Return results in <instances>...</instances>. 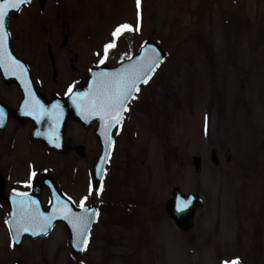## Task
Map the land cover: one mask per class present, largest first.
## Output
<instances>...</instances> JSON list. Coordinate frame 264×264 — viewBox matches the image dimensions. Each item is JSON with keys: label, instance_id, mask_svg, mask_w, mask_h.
<instances>
[{"label": "rangeland", "instance_id": "obj_1", "mask_svg": "<svg viewBox=\"0 0 264 264\" xmlns=\"http://www.w3.org/2000/svg\"><path fill=\"white\" fill-rule=\"evenodd\" d=\"M56 6L55 40L61 44L68 33L86 63L103 57L101 45L125 23L138 30H124L106 62L127 58L147 38L166 57L135 94L83 253H72L57 226L48 237L26 238L11 256L20 254L23 264H223L235 257L264 264V0H141L139 9L136 0H58ZM33 36L23 35L24 45ZM193 156L201 159L198 171ZM174 187L204 199L187 232L164 212Z\"/></svg>", "mask_w": 264, "mask_h": 264}, {"label": "flooded vegetation", "instance_id": "obj_2", "mask_svg": "<svg viewBox=\"0 0 264 264\" xmlns=\"http://www.w3.org/2000/svg\"><path fill=\"white\" fill-rule=\"evenodd\" d=\"M57 1L30 0L18 10H9L6 17L10 48L20 63L23 61L28 67L34 87L32 94L40 97V103L47 111L36 119L29 111L21 110L22 89L16 83L4 80L0 74V108L5 113L4 123L0 125V264H23L20 254L17 257L10 254L12 250L19 252L21 246V243L14 246L10 232L11 227H16L20 193H28L25 199H35V207L39 205L44 209L51 200V188L61 199L70 197L69 203L77 207L85 195L88 196L87 206L93 204L99 209V203L103 202V199L100 201L102 193H89L90 172L99 153V135L102 133L97 130L98 119L79 121L70 117L77 107L71 100L66 103L67 108L53 109V105L60 104L67 96L69 85L83 83L89 69L101 63L90 60L86 63L79 52L72 51L75 46L68 44V33L63 34L61 44L55 40L53 33L60 18ZM60 25L67 30L70 27L65 22ZM33 27H36L34 36ZM30 32L35 38L33 44L27 46L22 37ZM40 33L45 40H41ZM114 49L109 50L110 58ZM103 64L108 65V62ZM134 104L133 99L117 129L115 124L110 126L112 146L123 133L125 116ZM52 139L57 143H52ZM33 171L35 176L31 175ZM27 180L31 183H24ZM57 226L63 227L61 223L55 224L52 231ZM25 239L23 237L21 242Z\"/></svg>", "mask_w": 264, "mask_h": 264}, {"label": "snow or ice", "instance_id": "obj_3", "mask_svg": "<svg viewBox=\"0 0 264 264\" xmlns=\"http://www.w3.org/2000/svg\"><path fill=\"white\" fill-rule=\"evenodd\" d=\"M30 0H0V66L6 72L13 75L22 74L25 69L23 65L14 56L7 52V39L10 35L6 26V17L9 10H18L23 4L29 3ZM137 8H140L141 0H136ZM139 16V13L137 14ZM139 25L135 28L131 24H120L112 32L113 39L105 44L103 57L99 63L103 64L108 58L109 50L115 48L117 40L120 38L124 30H138ZM163 59L161 51L155 47L151 49V55L141 58V61L135 64H129L124 68L118 69L114 72L104 71L97 74L94 78V84L88 92H76L73 94V87L69 85L66 95L72 94L73 102L77 108L80 109L81 115L84 119H89L93 116L99 117L106 122L105 130L113 124L122 123L123 113L128 109L129 101L135 98V93L140 91L139 84L141 81L148 82L150 74L158 67L160 61ZM31 100H25V109L29 111L30 115H34L36 119H40L47 111L38 99L29 90ZM53 109H60V105H53ZM5 113L0 108V125H3ZM52 143H57L52 139ZM32 176L36 173L33 171ZM30 184L31 180L24 181ZM98 189L97 191L102 190ZM15 191V190H13ZM93 191L92 186H89V193ZM28 193H20L19 211L15 219V226L17 228L16 236L20 232H30L35 235L37 232L46 233L48 226L52 221L61 216L76 228L78 234L82 237V241L77 243L78 247H87L88 236L90 235L88 227L90 224V216H98L99 210L89 208L85 201L88 196L85 195L80 199V207L84 209L83 213H76L70 206V197L61 199V197L53 191V198L55 205L51 213L45 214L36 208L37 201L35 199H25ZM53 203L52 200L49 201ZM188 201L181 200L178 207H187ZM15 239V237H14ZM223 264H239V257L232 260H226Z\"/></svg>", "mask_w": 264, "mask_h": 264}, {"label": "water", "instance_id": "obj_4", "mask_svg": "<svg viewBox=\"0 0 264 264\" xmlns=\"http://www.w3.org/2000/svg\"><path fill=\"white\" fill-rule=\"evenodd\" d=\"M8 46H9V42L7 39V52H8ZM153 47L159 49L161 51L162 56L164 57V52L162 51V49L160 48V46L158 44H156L155 42H152V41H146L143 43L139 52L134 57H132L130 60L124 61L116 67H111V68L95 67V68H93L90 72V75H89L90 79L88 78V82H87L89 84L90 89L92 88V86L94 84V78L97 77L98 73H101L104 71L114 72V71H117L118 69L126 67L129 64H135V63L141 61L142 57L151 55V49ZM0 69L3 72L4 76L9 77L8 80L10 79V81H11V80L16 79L20 84L24 85V82L22 81L23 76L13 75V74L10 75V74H8V72L5 71V69L2 66H0ZM25 76H26V83H30L28 74H26ZM18 78H21V81ZM142 82L143 81H141L140 84ZM70 115H71L70 117H74L72 114H70ZM109 146H110V143L104 144V142H102L101 155L98 159V163L95 164V167H94L95 168L94 172H95L96 177L101 176L103 171H104V167H105L107 157H108V153H109ZM211 153H212L213 162H216L215 150H212ZM193 163L196 166L197 170H199L200 159L198 157H194ZM93 176H94V174H93ZM172 195H173V198L171 200H168L165 204V211H166L167 215L172 218L174 223L182 231H187L193 226V216H194L195 209L197 207L203 205V199L200 196L195 195V194L184 195L180 192V190L178 188H175L172 191ZM182 199L188 201L187 207H183V208L178 207V205ZM65 224H66V227H67L69 235H70V246L72 247L74 252L80 253L82 251V247H78L77 243L82 241V237L76 234L75 228L73 227V225L68 220H65ZM49 227H50V225L48 226V230H49ZM89 227H88V230H89ZM12 231H13L14 236H15V241L16 242L19 241L21 232H20L19 236L17 237L16 236L17 229L12 228ZM24 233L31 236V237H36L40 234H43L40 232H37L35 235H33L30 232H23V234Z\"/></svg>", "mask_w": 264, "mask_h": 264}]
</instances>
